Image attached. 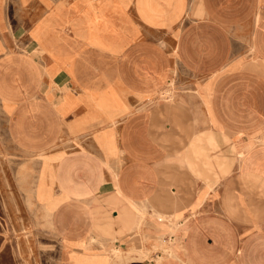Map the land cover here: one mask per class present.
<instances>
[{
  "label": "crops",
  "instance_id": "0c3cea01",
  "mask_svg": "<svg viewBox=\"0 0 264 264\" xmlns=\"http://www.w3.org/2000/svg\"><path fill=\"white\" fill-rule=\"evenodd\" d=\"M3 11L0 77L20 76L0 90L19 96L7 138L50 158L36 189L57 197L59 264H264V0ZM8 216L0 257L30 229Z\"/></svg>",
  "mask_w": 264,
  "mask_h": 264
},
{
  "label": "rangeland",
  "instance_id": "374dc122",
  "mask_svg": "<svg viewBox=\"0 0 264 264\" xmlns=\"http://www.w3.org/2000/svg\"><path fill=\"white\" fill-rule=\"evenodd\" d=\"M10 4H8L9 6ZM5 0H0V24L4 19ZM9 12V7H8ZM261 12V11H260ZM258 13V22L264 21V15ZM244 31L238 32L237 39L239 42H245ZM248 44V39H247ZM19 50V48H16ZM248 58V47L244 53ZM255 60V59H254ZM259 62L256 60V63ZM1 65V64H0ZM14 65L18 66L19 64ZM3 66V65H1ZM258 66H261L258 63ZM248 68V64L244 65ZM3 76V75H2ZM13 79L0 77V90L6 86V81L13 80V84L19 83V74H13ZM13 85V86H14ZM7 87V86H6ZM19 96L2 94L0 95V212L8 217L11 222V210H17V213H26L29 228L22 232L26 240L25 248L20 245V241L14 245L13 254H3L0 257V264H59L58 245L54 242L51 233V211L53 204H56L57 197H54L52 191L37 192V170L38 164L43 161L45 155L29 153L28 159L17 154L14 144L8 141V119L10 106L7 101L17 99ZM49 157L44 158V165L48 168ZM46 170V169H45ZM51 171V169H50ZM40 199L44 206L38 203ZM13 205V206H12ZM17 227L16 223H13ZM21 232H18L19 235ZM20 236V235H19ZM165 245V244H164ZM161 256V255H160ZM141 257H146L141 254ZM164 257V256H162ZM155 262V261H154Z\"/></svg>",
  "mask_w": 264,
  "mask_h": 264
}]
</instances>
